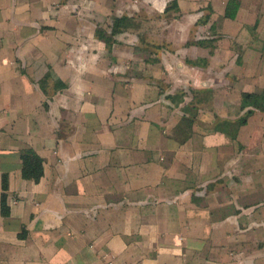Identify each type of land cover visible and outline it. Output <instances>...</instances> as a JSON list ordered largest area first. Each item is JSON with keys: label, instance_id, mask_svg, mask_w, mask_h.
I'll list each match as a JSON object with an SVG mask.
<instances>
[{"label": "crops", "instance_id": "1", "mask_svg": "<svg viewBox=\"0 0 264 264\" xmlns=\"http://www.w3.org/2000/svg\"><path fill=\"white\" fill-rule=\"evenodd\" d=\"M256 101L264 0H0V264H264Z\"/></svg>", "mask_w": 264, "mask_h": 264}, {"label": "trees", "instance_id": "2", "mask_svg": "<svg viewBox=\"0 0 264 264\" xmlns=\"http://www.w3.org/2000/svg\"><path fill=\"white\" fill-rule=\"evenodd\" d=\"M171 4H175L172 2ZM169 7V6H168ZM208 20L207 16H203L198 20L197 23L199 24H205ZM136 28V23L132 18L128 17H118L114 18L112 20L111 25L109 26V31H107L105 28H97L95 30V37L99 40L104 41L106 44H110L114 41V37L120 33L121 31L128 30V29H134ZM49 73H47L41 80L40 84L42 85L43 82L49 77ZM65 87V84L61 82L60 80H57L55 82V88L56 89H62ZM252 96L250 93H244V96ZM255 107L259 109H264V106L259 104L257 101L255 103ZM250 111H248V114ZM245 118L242 119V123L245 122ZM20 169H21V175L24 179H29L34 182H38L42 176H43V161L42 159L32 150L27 149L26 151L22 152L20 154ZM1 185V194H0V213L3 216L9 215V207L6 203V191L8 189V177L6 174L1 175L0 180Z\"/></svg>", "mask_w": 264, "mask_h": 264}, {"label": "rangeland", "instance_id": "3", "mask_svg": "<svg viewBox=\"0 0 264 264\" xmlns=\"http://www.w3.org/2000/svg\"><path fill=\"white\" fill-rule=\"evenodd\" d=\"M204 9H207V10L209 11L210 7H205ZM171 10H172V11H174V10L176 11L177 9L175 8V9H171ZM170 13H171V15H172L173 12H170ZM135 23L137 24V22H135ZM200 61H201V60H200Z\"/></svg>", "mask_w": 264, "mask_h": 264}]
</instances>
